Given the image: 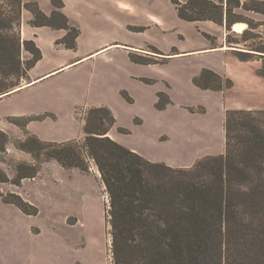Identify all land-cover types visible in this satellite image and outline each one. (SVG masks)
<instances>
[{
  "label": "crops",
  "instance_id": "0c3cea01",
  "mask_svg": "<svg viewBox=\"0 0 264 264\" xmlns=\"http://www.w3.org/2000/svg\"><path fill=\"white\" fill-rule=\"evenodd\" d=\"M62 1V13L79 29L76 46L57 43L66 29L31 25L32 13L22 10L21 38L32 39L42 56L28 70L22 88L1 96L0 104L26 93L30 99L1 112L0 127L8 116H27L29 132L43 140L66 141L79 135L76 107L104 105L116 120L108 132L111 138L150 161L189 166L221 151L225 110L264 109V78L256 72L258 65L233 54L243 50L238 42V47L227 45L233 24L227 30L211 20L181 19L170 0ZM37 3L47 16L55 9L51 0ZM257 14L264 20V14ZM24 52L28 55L23 59L31 57ZM205 68L231 79L232 86L198 87L193 78ZM159 92L169 99L161 109L155 106ZM198 107L202 110H191ZM64 108H69L66 115ZM42 114L45 117L37 120ZM63 117L67 123H62ZM70 123L76 127L70 133L49 128ZM83 206L76 222L65 223L70 237L37 239L41 230L22 224L24 216L32 215L0 199V264L90 263L94 236L90 209ZM77 230L79 236L74 235ZM51 247L54 255L47 260Z\"/></svg>",
  "mask_w": 264,
  "mask_h": 264
},
{
  "label": "trees",
  "instance_id": "16d2710c",
  "mask_svg": "<svg viewBox=\"0 0 264 264\" xmlns=\"http://www.w3.org/2000/svg\"><path fill=\"white\" fill-rule=\"evenodd\" d=\"M51 1L55 9L47 16L35 0L30 4L0 0V98L20 79H28V70L42 56L32 39L21 38L22 6L33 14L31 25L66 29V36L57 43L75 48L79 29L69 25L62 13L63 1ZM170 1L181 19L211 20L227 30L235 22L256 27L249 17L234 13L235 8L264 14V0ZM248 32L245 28L242 35ZM227 42L232 43L229 38ZM259 48L247 45L246 50L234 51L241 60L251 59L254 51L261 52L264 59V47ZM22 49L31 53L25 61ZM256 72L264 78V61ZM193 83L212 90L233 84L207 68ZM168 102L159 92L155 106L161 109ZM7 120L26 129L29 119L20 123L19 117L8 116ZM115 123L110 108L102 105L88 108L81 141L42 140L27 131L17 148L29 153L35 162L18 163L13 179L0 169V183L18 186L23 178L34 177L41 163L50 159L64 168L87 173L89 159L108 193L106 224L112 264H264V109H227L224 151L202 156L190 166L146 159L109 136ZM117 130L128 132L122 127ZM8 141L0 129V152L6 151ZM0 199L24 214L38 213L35 205L18 194L5 195L0 190Z\"/></svg>",
  "mask_w": 264,
  "mask_h": 264
},
{
  "label": "rangeland",
  "instance_id": "374dc122",
  "mask_svg": "<svg viewBox=\"0 0 264 264\" xmlns=\"http://www.w3.org/2000/svg\"><path fill=\"white\" fill-rule=\"evenodd\" d=\"M22 1L23 3H29L31 0ZM35 1L37 3V0ZM37 6L39 7L38 3ZM23 9L27 8L22 6L21 14ZM234 13H239L245 15L246 17H249V19H251L252 21V24L256 27L251 29L247 25L246 27L247 29H249V32L244 35H242V33H238L237 31H230L227 34V38H229L232 43L227 42V45L235 47L236 45L234 43L238 42L240 44L238 46L243 47L241 48L243 50H246L244 48L247 45H252L258 48L264 47V20H260L258 18L259 14H257V12L245 11L239 8H235ZM69 25L71 24L69 23ZM19 31L21 34V22ZM64 37L58 40L62 41ZM67 40L69 41L70 39ZM24 51V49L21 50V56L24 55V57H27L28 54H25ZM233 54L237 56L235 51L233 52ZM23 60L25 61L26 59ZM250 60L255 61V64L258 65L257 70L262 66V63L264 61L260 54L256 52L252 54ZM25 80L26 79L24 78L20 79L19 82L14 85V87L25 83ZM27 94L28 93L23 94L22 96H15L14 98L9 99L7 102L0 104V113L5 112L10 107L19 106L22 100L26 98ZM26 99H30V95H28ZM199 108L200 107L191 108V110H199ZM68 110L69 108H64L65 115ZM87 110L88 108L84 110V108L82 109L81 107H76L73 111L76 124L80 126L79 135L77 137V139H79L80 141L84 136L82 132V126L84 124ZM179 110L187 112L184 109ZM200 110L202 109L200 108ZM45 115L46 114L40 115L37 120H41L45 117ZM16 117H19V120L17 121L20 123H26L27 119H29V117L27 116ZM63 119L65 122L62 123H67L64 117ZM3 125L4 126H1L0 129L7 134L9 141L6 145V151L0 152V169L6 173L9 179H13L15 174V166L18 163H34L35 161L29 153L17 148V145L26 137L25 133L28 130L25 129V127H21L9 122L7 120V117L4 118ZM49 128L50 130L56 129V131H60L62 128L67 133H70L74 131L76 127L70 123L69 126L65 127L60 125L59 128ZM218 146L219 150H221L219 153L223 152L224 139L222 140V142L218 143ZM87 171V173H82L78 168H64L56 160L50 159L41 163L40 169L34 177L23 178L21 184L18 186L11 182L0 183V190L5 195L7 193L18 194L26 201L38 208V213L36 215L24 216V221H22V224H25L26 226L33 224L41 230V234L38 235L39 237L37 239L50 238L49 240H51V236L54 237L55 235L70 237L71 234H69L68 232L69 228H67L65 223L76 222V216L81 215V213L78 214V212L83 210V205L87 204L90 209L89 211L91 212V218L89 221L91 222L90 226H92L93 228L94 237L93 244L89 248L90 252L88 257L90 263L86 264H112V257L110 254L111 238L110 234L108 233L109 226L106 224L107 209L109 207V201H107L109 200L108 193L106 192L105 186L101 181L99 171L97 170L93 162H91L89 159ZM253 178L258 179L255 176V173H253ZM34 230L36 231L37 229L34 228ZM80 232V230H77L74 235L79 236ZM52 249V247L48 249V252L46 254L47 260H51L52 256L54 255V251ZM59 253H61V251ZM77 264L84 263L79 262Z\"/></svg>",
  "mask_w": 264,
  "mask_h": 264
},
{
  "label": "bare ground",
  "instance_id": "6f19581e",
  "mask_svg": "<svg viewBox=\"0 0 264 264\" xmlns=\"http://www.w3.org/2000/svg\"><path fill=\"white\" fill-rule=\"evenodd\" d=\"M233 29L237 32H243V30L246 28L247 24L245 22H235L233 23ZM25 86V85H24ZM23 87V86H22ZM21 86L20 87H17L16 89L10 91V92H14L20 88H22ZM9 92V93H10ZM3 95H6V94H3ZM2 96V95H1Z\"/></svg>",
  "mask_w": 264,
  "mask_h": 264
},
{
  "label": "water",
  "instance_id": "95a60500",
  "mask_svg": "<svg viewBox=\"0 0 264 264\" xmlns=\"http://www.w3.org/2000/svg\"><path fill=\"white\" fill-rule=\"evenodd\" d=\"M20 86H22V85L16 86L15 88L11 89L10 91H12V90H14V89H16L17 87H20Z\"/></svg>",
  "mask_w": 264,
  "mask_h": 264
},
{
  "label": "built area",
  "instance_id": "2783aa9c",
  "mask_svg": "<svg viewBox=\"0 0 264 264\" xmlns=\"http://www.w3.org/2000/svg\"><path fill=\"white\" fill-rule=\"evenodd\" d=\"M108 201V200H107Z\"/></svg>",
  "mask_w": 264,
  "mask_h": 264
}]
</instances>
